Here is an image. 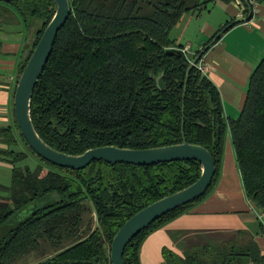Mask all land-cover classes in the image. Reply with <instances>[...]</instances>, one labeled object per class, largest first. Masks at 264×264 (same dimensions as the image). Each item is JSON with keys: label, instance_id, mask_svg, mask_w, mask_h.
I'll list each match as a JSON object with an SVG mask.
<instances>
[{"label": "trees", "instance_id": "trees-1", "mask_svg": "<svg viewBox=\"0 0 264 264\" xmlns=\"http://www.w3.org/2000/svg\"><path fill=\"white\" fill-rule=\"evenodd\" d=\"M216 1L69 0L70 16L35 87L32 121L59 151L77 155L108 145L144 149L185 140L212 154L216 172L205 194L140 231L124 250L125 264H141L146 237L213 191L228 132L245 195L264 213V56L249 77L239 116L227 118L216 85L196 66L187 80V69L232 21L190 56L170 37L184 13ZM239 6L247 15L245 0ZM55 11L53 0L0 1V23L18 19L28 30L36 26L21 71ZM20 137L41 164L33 170L18 166L27 154L17 150L2 157L12 169L10 185L0 184L6 192L0 195V264H11L41 241L55 252L37 264H112L110 246L120 227L150 203L194 183L202 172L197 160L150 165L95 160L73 170L41 158ZM236 238L191 246L183 256L164 248L163 264H264L253 236Z\"/></svg>", "mask_w": 264, "mask_h": 264}, {"label": "crops", "instance_id": "crops-1", "mask_svg": "<svg viewBox=\"0 0 264 264\" xmlns=\"http://www.w3.org/2000/svg\"><path fill=\"white\" fill-rule=\"evenodd\" d=\"M225 3L226 14L202 28L197 48L185 44L189 47L187 55L200 50L227 22L246 16L237 0ZM35 29L36 26L28 30L18 19L12 23H0V169L10 174L12 164L2 157L6 151L15 150L20 136L14 111V93ZM263 56L264 1L253 0L251 19L228 28L203 55L206 75L219 90L227 118L239 116L249 77ZM10 136L16 141L9 142ZM259 213L245 195L228 132L220 176L213 191L186 213L150 233L141 245L140 262L163 264L164 248L183 256L191 246L218 245L235 237L240 239L246 234L254 237L264 255V227Z\"/></svg>", "mask_w": 264, "mask_h": 264}, {"label": "water", "instance_id": "water-1", "mask_svg": "<svg viewBox=\"0 0 264 264\" xmlns=\"http://www.w3.org/2000/svg\"><path fill=\"white\" fill-rule=\"evenodd\" d=\"M4 2L17 0H0ZM56 4V11L47 24L39 42L28 59L21 72L14 93V111L19 131L26 140L29 147L41 158L60 167L73 170L84 169L95 160H103L107 163H130L135 165H150L161 162L197 160L201 163V175L191 185L164 196L130 217L117 231L110 246V259L112 264H125L123 259L124 250L127 244L143 229L148 227L155 220L169 211L194 201L205 194L210 186L216 172L215 161L210 151L198 144L183 141L177 144L150 147L144 149L119 148L116 146H101L87 149L82 154H68L59 151L49 145L37 132L31 117V100L35 87L45 68L52 51V47L58 32L68 20L71 7L69 0H53ZM248 14L230 22L212 41L190 61L187 69L188 76L202 58L204 53L229 27L249 21L253 15V7L245 0ZM158 86L165 89L162 77L157 79ZM187 83V82H186ZM183 134V131H182ZM184 136V134H183Z\"/></svg>", "mask_w": 264, "mask_h": 264}, {"label": "rangeland", "instance_id": "rangeland-1", "mask_svg": "<svg viewBox=\"0 0 264 264\" xmlns=\"http://www.w3.org/2000/svg\"><path fill=\"white\" fill-rule=\"evenodd\" d=\"M237 2L239 4V0H237ZM249 2L253 7V1L251 2V0H249ZM226 6L227 4L223 0H217L214 3H209L207 7L202 9L201 11H191L184 13L180 21L171 30V39L175 40L177 43H181L184 45L189 44L193 49H196L198 46V38L200 37L202 28L205 27L209 22L218 20L221 16L226 14ZM235 118L236 117H234V119ZM14 149L18 152H25L27 154L25 158L18 161V166H27L33 170L36 169L39 164H41L39 158L29 150L28 146L24 143L20 136H18V142L15 145ZM48 167L49 166H45L44 168L48 169ZM0 183L5 186L10 185V172L6 173L0 169ZM0 195H6V192L0 190ZM54 252L55 251L52 246H50L47 242L41 241L38 248L31 250L11 264H37L41 261V258L44 255L50 256L54 254Z\"/></svg>", "mask_w": 264, "mask_h": 264}, {"label": "built area", "instance_id": "built-area-1", "mask_svg": "<svg viewBox=\"0 0 264 264\" xmlns=\"http://www.w3.org/2000/svg\"><path fill=\"white\" fill-rule=\"evenodd\" d=\"M253 0H251L252 2ZM182 51L185 52V53H188L189 51V47L188 46H185L182 48ZM203 74H206V71H207V66L206 64L204 63L203 61V58H201L195 65ZM259 219H261L262 223H263V227H264V213L261 212L259 213Z\"/></svg>", "mask_w": 264, "mask_h": 264}]
</instances>
